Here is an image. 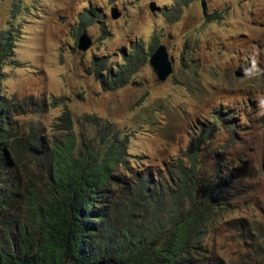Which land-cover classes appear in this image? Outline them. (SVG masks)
<instances>
[{
    "label": "rangeland",
    "instance_id": "374dc122",
    "mask_svg": "<svg viewBox=\"0 0 264 264\" xmlns=\"http://www.w3.org/2000/svg\"><path fill=\"white\" fill-rule=\"evenodd\" d=\"M84 8L95 20L80 28ZM6 29L14 44L1 93L25 131L58 137L66 109L76 134L82 116H95L126 136L132 172L160 173L209 130L201 159L207 180L222 182L207 247L223 264L264 255V0H0ZM81 31L91 39L85 51L76 49ZM138 43L162 44L169 74L157 80L145 61L127 84L104 89L93 62L103 73Z\"/></svg>",
    "mask_w": 264,
    "mask_h": 264
},
{
    "label": "trees",
    "instance_id": "16d2710c",
    "mask_svg": "<svg viewBox=\"0 0 264 264\" xmlns=\"http://www.w3.org/2000/svg\"><path fill=\"white\" fill-rule=\"evenodd\" d=\"M94 17L82 9L80 28ZM13 44L10 30L0 33V264H223L205 242L222 182L207 180L201 159L210 131L160 173L132 172L126 136L95 116H82L76 134L66 109L58 137L25 131L1 93ZM151 50L132 45L103 73L93 62V73L104 89L119 88ZM253 257L248 264H264L263 251Z\"/></svg>",
    "mask_w": 264,
    "mask_h": 264
},
{
    "label": "water",
    "instance_id": "95a60500",
    "mask_svg": "<svg viewBox=\"0 0 264 264\" xmlns=\"http://www.w3.org/2000/svg\"><path fill=\"white\" fill-rule=\"evenodd\" d=\"M109 13L111 18H116L119 16V11L115 7H111ZM90 44V37L85 33V31H81L76 38V49L85 51L90 46ZM147 62L157 80H163L171 70L165 48L162 44H157L155 48L149 53ZM233 74L235 76H241L243 74V69L241 67H236V69L233 71Z\"/></svg>",
    "mask_w": 264,
    "mask_h": 264
}]
</instances>
